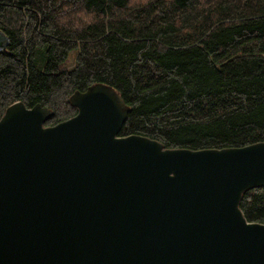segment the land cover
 I'll use <instances>...</instances> for the list:
<instances>
[{
	"label": "water",
	"instance_id": "water-1",
	"mask_svg": "<svg viewBox=\"0 0 264 264\" xmlns=\"http://www.w3.org/2000/svg\"><path fill=\"white\" fill-rule=\"evenodd\" d=\"M71 102L52 126L40 103L0 120V264H264V223L239 207L264 142L165 148L119 135L130 106L109 84Z\"/></svg>",
	"mask_w": 264,
	"mask_h": 264
},
{
	"label": "trees",
	"instance_id": "trees-1",
	"mask_svg": "<svg viewBox=\"0 0 264 264\" xmlns=\"http://www.w3.org/2000/svg\"><path fill=\"white\" fill-rule=\"evenodd\" d=\"M0 30V120L21 101L51 109L44 125H55L77 114L76 91L106 83L130 106L120 136L264 142V0H0ZM239 207L264 223V185Z\"/></svg>",
	"mask_w": 264,
	"mask_h": 264
},
{
	"label": "rangeland",
	"instance_id": "rangeland-1",
	"mask_svg": "<svg viewBox=\"0 0 264 264\" xmlns=\"http://www.w3.org/2000/svg\"><path fill=\"white\" fill-rule=\"evenodd\" d=\"M76 56H77V50L76 49L71 50L69 57L66 61V68L68 69L74 68L76 63Z\"/></svg>",
	"mask_w": 264,
	"mask_h": 264
}]
</instances>
